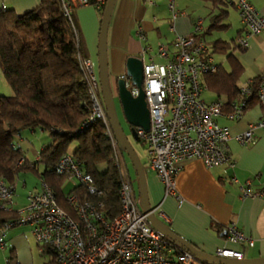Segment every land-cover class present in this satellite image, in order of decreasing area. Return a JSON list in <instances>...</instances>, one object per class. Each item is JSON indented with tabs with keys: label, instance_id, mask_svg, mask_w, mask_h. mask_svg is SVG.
<instances>
[{
	"label": "built area",
	"instance_id": "built-area-1",
	"mask_svg": "<svg viewBox=\"0 0 264 264\" xmlns=\"http://www.w3.org/2000/svg\"><path fill=\"white\" fill-rule=\"evenodd\" d=\"M91 1L98 9L106 3V0H61L62 14L72 20V11ZM235 1L247 33L264 32V17L257 8L248 0ZM174 2H167L172 19L179 14ZM201 27V20H196L190 35H176L171 43L173 51L171 45L158 42L157 54L163 59L162 63H155L151 58L149 62L143 63L142 88L150 124L148 131L140 127H136L135 131L147 146L149 168L162 184L164 197L173 196L179 202L181 198L176 190L175 179L183 161L199 159L206 167L233 166L234 161L227 150L229 139L233 138L242 145L250 144L255 140V129L264 128V71L255 88L250 87L252 80L239 87L238 98L228 112L222 111L221 102L208 103L202 99L201 93L205 86L201 77L206 73H214L218 65L211 56L204 57L205 44L197 36ZM138 34L142 37V34ZM237 42L242 47L247 44L245 37L237 39ZM78 58L88 90L89 114L83 124L88 126L96 121L104 124L118 172L120 210L112 219H106L99 210L103 205L101 202H78L70 194L68 200L76 206L77 218L73 219L60 207L51 187L41 180L40 189L27 193V203L15 210L16 217L4 222L2 228L29 225L39 250L49 247L54 254V264H207L153 228L148 213L138 208L120 144L100 97L98 74L90 58L81 55ZM121 78L126 79L124 75ZM125 85L133 95L137 94V89L129 79H126ZM254 89V97L262 107L263 115L244 131L232 136L225 126L217 124L215 118L223 114L239 118L248 107ZM22 161L21 158L18 163ZM56 169L65 174L69 182L81 183L96 196L101 195L102 191L94 186L92 176L71 154L61 155ZM248 185L241 187L242 196L258 195ZM14 190V184L0 179V209L11 211L9 203ZM161 215L164 216L162 212ZM224 232L226 240L232 244L245 242L253 245L251 237L246 236L233 222L226 225ZM3 245L0 241V246ZM214 255L242 259L240 251L226 247L218 248Z\"/></svg>",
	"mask_w": 264,
	"mask_h": 264
},
{
	"label": "crops",
	"instance_id": "crops-1",
	"mask_svg": "<svg viewBox=\"0 0 264 264\" xmlns=\"http://www.w3.org/2000/svg\"><path fill=\"white\" fill-rule=\"evenodd\" d=\"M248 1L264 17V0ZM167 2L168 0H151V2L115 0L107 30V69L112 89H115V80L122 75L125 76L127 57H139L143 63L149 62L150 58L155 63H162L163 59L157 54V43L162 42L172 47L171 43L176 35L192 33L196 20H201L202 27L197 36L205 44L204 57L211 56L218 68L225 72L231 71L230 62L234 60V67L239 71L237 87L256 79L263 73L264 32L247 33L235 0H175L174 7L179 14L174 19L167 9ZM39 3L40 0H0V12L11 9L15 14L20 15L35 8ZM101 16L98 8L90 3L75 8L71 17L77 31L81 55L91 59L96 73ZM138 33L142 34V37ZM244 37L247 44L243 47L239 45V48L237 39ZM217 40L230 43V48L216 50L214 43ZM229 54L232 58L228 57ZM1 74L3 75L2 71ZM201 82L205 86L201 93L205 102L226 101L224 96H218L207 87L203 76ZM262 115V107L253 100L239 118H230L223 114L217 116L215 121L220 126H225L234 136L244 131L249 124L258 121ZM30 132L35 133V129ZM39 132L44 133L45 130L39 128ZM49 136L51 140L47 143L43 142L40 147L31 145L32 156H28L27 152L19 147L26 159L39 162L37 171L18 173L14 180L15 191L9 203L11 211H7L8 213L15 211L21 205L23 207L27 203V193L38 191L41 180L46 182L42 176H39L45 168L40 151L53 143L52 136L50 134ZM254 136V142L246 145L238 143L233 138L229 139L227 150L234 161L233 166L206 167L199 159L183 161L175 179L180 202L173 196L164 197L162 184L149 168L148 156L145 164L140 161L145 174L149 205L153 208L155 217L206 253L214 255L215 250L226 247L240 251L242 259L263 258L264 128L255 129ZM75 146L76 143L71 142L68 153H71ZM126 169L129 175L127 165ZM25 172H31L38 178L34 186L29 185L30 188L26 187L25 178L19 177ZM18 183L21 187L19 189L23 191L21 194L17 193ZM247 183L249 189L258 195L242 196L241 187ZM76 184L69 182L65 177L61 184L63 195H68ZM132 187L137 196L136 187L133 184ZM21 195L24 196V200L21 205L16 206L18 202L20 203ZM231 222L235 223L246 236L251 237L253 245L245 242L232 244L226 240L225 227ZM2 227L3 223L0 225V241L4 243L3 247L0 246V264H8L6 252L13 254V257L20 255L28 247L27 235L30 234L33 239L34 237L29 225H13L8 229Z\"/></svg>",
	"mask_w": 264,
	"mask_h": 264
},
{
	"label": "trees",
	"instance_id": "trees-1",
	"mask_svg": "<svg viewBox=\"0 0 264 264\" xmlns=\"http://www.w3.org/2000/svg\"><path fill=\"white\" fill-rule=\"evenodd\" d=\"M103 10L104 7L98 9L100 15ZM73 26L72 20L62 14L61 0H40L35 8L20 15L11 9L0 12V69L12 89V94L0 95V178L14 184L21 171H37L39 161L26 159L11 141L24 129L41 128L52 136L53 143L40 151L45 168L39 176L54 191L60 207L73 219L77 218L76 206L68 200L72 194L78 202H101L99 210L106 219H112L120 210L118 172L103 122L83 124L89 114L88 90L79 65L81 50ZM214 46L216 50H226L231 45L217 40ZM233 61L230 72L218 68L203 75L207 87L226 98L221 102L224 112L230 110L239 93L236 85L239 71ZM258 80L259 77L252 79L250 87L255 88ZM254 96L255 89L248 106L257 101ZM71 142L76 146L69 154L92 176L101 195L96 196L81 183L63 195L61 184L65 174L56 169V163L69 152ZM15 217V211H0V225ZM40 252L51 254L50 264H54L49 247H42Z\"/></svg>",
	"mask_w": 264,
	"mask_h": 264
},
{
	"label": "water",
	"instance_id": "water-1",
	"mask_svg": "<svg viewBox=\"0 0 264 264\" xmlns=\"http://www.w3.org/2000/svg\"><path fill=\"white\" fill-rule=\"evenodd\" d=\"M114 3L115 0H106L101 16L98 38V79L105 112L119 144L129 156L134 167L138 179L142 208L144 212L148 213L150 224L157 231L164 234V236L177 242L197 257L205 260L208 264H264V257L238 260L206 253L180 237L172 231L168 225L159 221L153 214V208L150 207L148 201L146 179L142 164L123 130L114 102L115 97L118 99L122 114L130 126V133L133 139H138L135 131L136 127H140L145 131L149 130V110L142 88L143 61L141 58L135 56H129L125 61V77L129 79L133 87L137 89V94H132L131 89L125 85L126 79L121 77L115 80V89H112L108 76L107 30Z\"/></svg>",
	"mask_w": 264,
	"mask_h": 264
},
{
	"label": "rangeland",
	"instance_id": "rangeland-1",
	"mask_svg": "<svg viewBox=\"0 0 264 264\" xmlns=\"http://www.w3.org/2000/svg\"><path fill=\"white\" fill-rule=\"evenodd\" d=\"M96 71H98V70H96ZM0 75H1V78H0V85H1L0 86V95L12 94V89L10 88L8 83L5 81L3 75L1 74V70H0ZM114 102L116 105L118 117H119L120 123L123 127V130L127 134V137L129 139L136 155L138 156L139 160L143 164H145L146 157H147V146L142 141L133 139V137L130 133L129 124L126 122V120L122 114V110H121V106L119 104V101L115 97H114ZM0 140L2 141V138H0ZM49 140H51V137L49 136V134H47L46 131L44 133H41V132H39V128H35V133H31L29 129L22 130L18 135L13 137L11 143L13 145H15V147H18V148L20 147L24 152H27L28 156H32V154H33V152H32L33 146L31 148L32 144H34L35 147H40V145H42L43 142L47 143ZM120 147H121V145H120ZM123 155H124L125 163L127 165L128 171H129V175H130L129 177L131 178L132 184L136 187L137 196H135V194H134V196L136 198L138 208L141 210L142 209V201H141V196L139 193L137 175H136V172L134 170V167L131 163L129 156L127 155V153L125 152L124 149H123ZM25 173H21L19 177L21 179L25 178V180L27 181L26 187L30 188L29 185L34 186L37 183L38 178L31 172H25ZM17 187H18L17 193L20 192L19 194H21L23 191H21L19 189V188H21L19 183L17 184ZM23 200H24V196L21 195L20 203L18 202L16 204V206L21 205ZM21 207H22V205L20 207L16 208L15 210L20 209ZM14 228H16V227H14ZM27 240H28V247H27V249L22 251L20 253V255H15L16 257H13L12 256L13 254L9 253L10 254L9 255L8 251L6 252V258H7V261L9 262L8 264H50L51 258H52L51 254H49L47 252L41 253L39 250V246L34 241L35 239H33L30 234L27 235Z\"/></svg>",
	"mask_w": 264,
	"mask_h": 264
}]
</instances>
